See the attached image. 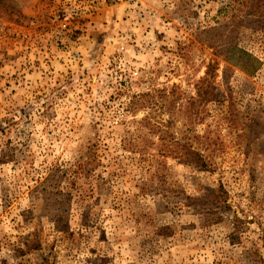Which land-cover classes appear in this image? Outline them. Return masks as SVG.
I'll return each mask as SVG.
<instances>
[{
	"label": "rangeland",
	"instance_id": "374dc122",
	"mask_svg": "<svg viewBox=\"0 0 264 264\" xmlns=\"http://www.w3.org/2000/svg\"><path fill=\"white\" fill-rule=\"evenodd\" d=\"M253 2L0 0V264H264Z\"/></svg>",
	"mask_w": 264,
	"mask_h": 264
},
{
	"label": "trees",
	"instance_id": "16d2710c",
	"mask_svg": "<svg viewBox=\"0 0 264 264\" xmlns=\"http://www.w3.org/2000/svg\"><path fill=\"white\" fill-rule=\"evenodd\" d=\"M258 1L259 0H254L253 3L257 4ZM191 155H192V159L191 160L195 163L196 166H198V167H200V168H202L204 170L207 169V165H206L204 159H202V157L199 154L191 153ZM219 192H220V195H221L222 192H223L222 189H220ZM219 198L221 199V197H219Z\"/></svg>",
	"mask_w": 264,
	"mask_h": 264
}]
</instances>
